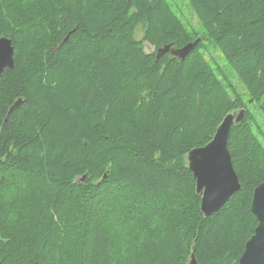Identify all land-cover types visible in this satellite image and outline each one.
<instances>
[{"label":"trees","instance_id":"1","mask_svg":"<svg viewBox=\"0 0 264 264\" xmlns=\"http://www.w3.org/2000/svg\"><path fill=\"white\" fill-rule=\"evenodd\" d=\"M188 3L201 34L167 0H0L14 46L0 75V264H187L192 252L238 264L264 181V0ZM197 38L182 59L156 58ZM241 108L227 139L241 188L204 217L186 154Z\"/></svg>","mask_w":264,"mask_h":264},{"label":"water","instance_id":"2","mask_svg":"<svg viewBox=\"0 0 264 264\" xmlns=\"http://www.w3.org/2000/svg\"><path fill=\"white\" fill-rule=\"evenodd\" d=\"M67 38V36L64 38ZM200 41L199 38L185 44L184 46L171 49L170 45L166 44L156 49V58L170 51L178 58H184ZM0 42L7 46L8 56L6 62L3 64L1 73L7 68L12 69L14 65V46L11 39L8 37H1ZM20 104L17 100L10 107L11 111L14 107ZM246 115V109L241 108L238 112L227 113L221 122L218 124L211 140L203 146L194 147L186 154V161L188 169L190 170V155L193 151H200L209 145L213 146L212 157L213 167L212 171L216 179L212 185L211 191L209 187L202 181L203 172L198 173L196 170H190L195 179V190L200 195V210L204 217H209L217 213L225 202L240 188L241 184L237 174L233 168L231 156L227 148V139L234 123L241 122ZM84 176L81 177L83 181ZM250 212L256 218L257 224L253 233L249 236L244 244L242 254L238 259V264H264V181L259 183L252 192ZM187 264H198L194 253L190 255Z\"/></svg>","mask_w":264,"mask_h":264},{"label":"rangeland","instance_id":"3","mask_svg":"<svg viewBox=\"0 0 264 264\" xmlns=\"http://www.w3.org/2000/svg\"><path fill=\"white\" fill-rule=\"evenodd\" d=\"M167 1L171 5L172 11L182 20L184 25L189 30H194L197 34H201V32H203L202 26L199 20L197 19L196 15L194 14L193 10L189 6L188 0H167ZM142 35H143V27L142 25H139L135 30V38L141 39ZM143 48L148 53L154 50V47L151 46L148 42L143 43ZM206 58L208 59L211 65H215V64L221 66L225 65V60L223 58V55L220 53V51L213 48L212 46L210 47L209 56L207 55ZM229 81L233 87L232 89L238 92L243 97L246 103L250 101L245 93L244 85L231 72L229 75ZM249 110L252 114L256 116L257 120L261 118L260 111L257 109L256 104L252 101ZM238 111L239 109L236 110L234 113ZM263 133H264V129H263ZM258 137L259 140L264 145V136L263 137L258 136Z\"/></svg>","mask_w":264,"mask_h":264},{"label":"snow or ice","instance_id":"4","mask_svg":"<svg viewBox=\"0 0 264 264\" xmlns=\"http://www.w3.org/2000/svg\"><path fill=\"white\" fill-rule=\"evenodd\" d=\"M7 56V46L3 42H0V71L3 69V64L6 62ZM212 151L213 146L209 145L200 151H193L190 155V170H196L198 173H204L202 181L208 185L209 191H211L212 185L216 179L212 171Z\"/></svg>","mask_w":264,"mask_h":264}]
</instances>
